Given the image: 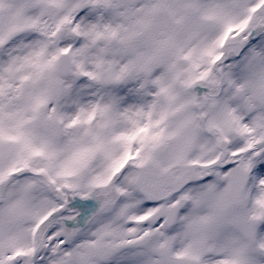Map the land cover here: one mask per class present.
<instances>
[{"label": "snow or ice", "instance_id": "obj_1", "mask_svg": "<svg viewBox=\"0 0 264 264\" xmlns=\"http://www.w3.org/2000/svg\"><path fill=\"white\" fill-rule=\"evenodd\" d=\"M0 264H264V0H0Z\"/></svg>", "mask_w": 264, "mask_h": 264}]
</instances>
